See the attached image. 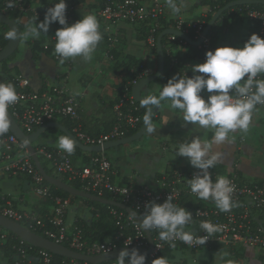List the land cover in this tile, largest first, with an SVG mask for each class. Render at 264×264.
Here are the masks:
<instances>
[{"label":"built area","instance_id":"2783aa9c","mask_svg":"<svg viewBox=\"0 0 264 264\" xmlns=\"http://www.w3.org/2000/svg\"><path fill=\"white\" fill-rule=\"evenodd\" d=\"M75 1L66 0V18L69 25L78 21V10L86 5L95 9V13L100 20L110 24L106 34L110 41L108 48V58L110 59L114 58L110 50L117 47L121 41V33L118 28L120 25L127 24L135 27L136 32L143 35L142 41L145 47L154 52L157 51L158 39L161 34L165 30H174L186 35L193 42L202 40L198 48L206 53L213 50L212 32L214 28L209 34L205 35L211 17L213 18L232 3L264 2V0H198L204 11L196 17L185 18L183 14L186 4L191 0H177V3L182 5L179 14H174L167 7L166 0H87L81 6H77ZM8 2L9 0H0V12L6 16L24 15L25 20L26 16H29L32 21L42 22L47 9L53 7L54 3L59 2V0H15V6L11 8L7 6ZM225 13L231 21L241 22L245 20L257 25L259 35L264 38V4L247 3L231 7L220 16L216 25L224 22ZM52 24L57 29L62 27L58 22ZM112 27L114 28L111 29ZM3 31L0 27V53L4 49L1 39ZM227 31L226 29L225 32ZM55 32L51 37V43L44 45L46 50L54 47L56 42ZM165 40L166 45H164ZM190 46L191 44L187 40L175 34L163 37V51L165 50L172 58L171 67L176 62L172 54ZM53 58L56 62H60L61 58L56 55L55 51ZM205 59L206 56L201 58L197 64L203 63ZM144 65L146 67L141 72L135 74L131 80L118 89V98L113 106L115 122L108 133H104L99 137L90 136L83 131L80 123V100L69 93L65 83L66 79L63 76L57 77L61 82L58 84L47 83V88L42 91L31 88L30 79L22 74L16 76L10 82H6L15 86L20 97L19 101L10 106L8 111L28 135L33 134L49 123L68 120L73 124V135L80 142L89 147H103L106 143L128 138L132 131L139 130L144 124L143 107L136 101L133 89L140 81L156 74L152 68L146 64ZM257 107L264 109V105H257ZM35 150L40 161L46 162L59 178L66 177L69 181L80 184L84 192L100 198H104L103 196L106 193H110L121 198L123 204H131L137 211L142 213L147 202L155 200L157 203H163L170 194L174 197L173 202L181 206L186 199L203 203V207L190 211L194 221L190 226L196 228L193 233L196 236L207 235L199 226L200 222L204 220L222 226V231L209 237L204 245L190 247L179 240L175 241L176 247L172 248V255L174 256L186 252L212 250L214 248L233 249L235 247L255 248L264 256V182L244 180L237 171L227 175L226 177L235 185L232 197L237 206L229 212H221L212 200H200L191 192L187 180L199 172V169L195 172L183 169L164 172L157 180L155 187L136 184L121 185L115 183L112 163L105 153L94 157L88 166L81 169L73 164L71 158L64 151H49L45 146L35 147ZM208 171L213 181L221 176L214 167ZM23 176L29 177L31 189L37 197L41 199L49 198L54 203L51 213L43 218L37 213L26 212L18 207L16 208L12 198L3 194L0 195V216L24 226L28 225L29 230L35 233L39 231L49 240L87 256L112 253L120 247L150 248L147 233L139 228L138 222L131 216L127 219L131 234L125 235V233L120 232L115 241L110 243L89 242L86 239L87 232H85L80 221L75 222L73 226H69L67 218L72 208V200L55 196L52 193L51 187L46 184L45 177L37 168L26 145L9 130L7 133L0 135V178ZM114 214L117 218V225L121 227L122 231V222L125 216L123 213L117 214L114 212ZM128 242H131V244H128ZM154 243L153 252L147 258V264H152V261L159 258L169 247L168 242L161 241L159 237L154 239ZM65 259L61 264H92L88 261ZM169 262L173 263L174 261ZM7 264L56 263L53 254L38 249L20 239V242L13 246ZM103 264H116V260Z\"/></svg>","mask_w":264,"mask_h":264},{"label":"clouds","instance_id":"9594fccd","mask_svg":"<svg viewBox=\"0 0 264 264\" xmlns=\"http://www.w3.org/2000/svg\"><path fill=\"white\" fill-rule=\"evenodd\" d=\"M166 4L174 14L181 12L182 5L177 0H166ZM7 6L14 7L15 0H9ZM66 9V0L55 2L47 9L42 22L25 25L23 38L39 39L42 32L46 34L49 31L52 23L58 22L62 27L55 32L54 51L61 58L60 62L75 57L91 60L103 39L98 20L94 14H87L69 25ZM19 36L15 27L6 33L9 40L19 39ZM205 56L203 63L192 66L193 76H172L160 86L158 95L146 96L142 104L155 108L166 104L171 110H179L185 125L190 123L213 132L211 140L194 136L190 142L179 143L176 156L188 158L189 163L200 170L187 180L191 192L200 200H212L221 212H229L237 206L232 197L235 185L226 176H219L213 181L208 170L222 157L221 152L213 150L214 146L231 142V134L237 130L247 133L257 105H264V78H258L264 76V38L253 33L242 47L221 46L207 51ZM204 91L209 93L207 98L202 95ZM19 99L12 83H0V135L9 131L11 121L8 110ZM145 123L148 124L146 131L153 133L155 128L147 116ZM58 148L70 155L75 143L70 136L64 135L58 140ZM173 199L170 194L163 203L149 201L140 215L133 211L129 214L144 232L156 229L159 239L168 242L171 248L176 247L177 240L190 247L204 245L209 237L222 231V226L208 220L201 221L199 225L207 234L205 236H196L186 230L194 223L193 215L174 203ZM145 260L146 256L139 254L138 249L132 248L129 252L128 247H124L119 251L116 264H145ZM152 264H169V261L161 256ZM227 264L235 262L228 261Z\"/></svg>","mask_w":264,"mask_h":264},{"label":"crops","instance_id":"0c3cea01","mask_svg":"<svg viewBox=\"0 0 264 264\" xmlns=\"http://www.w3.org/2000/svg\"><path fill=\"white\" fill-rule=\"evenodd\" d=\"M87 14H94L96 16L103 39L93 53L92 59L86 60L88 65L85 72L82 71L84 68L83 64H85L82 57L69 58L64 63H61L56 62L53 55H41L36 63L34 60L32 61L33 53L31 49L33 43L35 41H40L43 47L51 43V37L57 30V27L53 24L49 26V31L46 34L42 32L39 39L29 37L25 40L24 50L19 57H17L18 59L16 58L17 61L15 59L13 63L18 65L22 75L30 79L31 88L37 91L46 89L47 83L58 84L61 80L57 79V77L63 76L64 79H66L65 83L69 93L80 100L81 124H83V127H85L88 132L92 134H101L109 129L113 123V106L118 98V89L122 78L120 74L123 69L120 68L117 70L116 66H114L117 62L115 57L113 59L108 58L109 40L106 34L108 28H110V24L100 20L92 6L87 10H78L79 19H82V16ZM32 23L35 24L39 22L32 21ZM113 28L114 27L111 29ZM118 28L121 33V41L118 50L123 55L119 61L122 62L124 56H133L157 72L159 58L154 51L148 50L145 47L144 42L139 39L136 28L127 24L120 25ZM248 31L249 25L243 35V40H245ZM226 45H228V40L225 38L222 39L221 37L217 47ZM167 80L157 81L153 86L155 92L150 93V96L158 95L160 86L165 85ZM202 95L207 98L209 93L204 91ZM90 99L93 101L95 100L91 105L88 104ZM155 116L156 120L153 121L155 131L151 134L148 133L141 140L144 142L143 145L130 144L124 147L114 148V150H146L144 152L145 155L150 157V160L155 159L153 163H155L156 166H149L150 164L146 159L144 162L137 163L135 159L137 155L140 154L135 151L131 152V161L128 162L125 160L126 158L119 156L118 162L111 160L115 183L121 185L131 183L140 186L155 187L157 180L164 172L180 168H194L189 163L188 158L176 156L179 143L186 141L190 142L191 138L194 136H200L202 139L208 140L212 138L213 132L211 130L202 129L190 123L185 125L179 110H171L166 104L160 106ZM249 134L253 135L254 138L252 140H250ZM259 135H262L260 139L264 142V109L256 107L252 116V125L247 133H242L237 130L231 134V142L226 141L219 146H214V151L222 153L220 161L214 166V168L220 169L221 173L219 174L221 176H227L237 171L244 180H248L245 178V171L241 168L240 157L243 154L250 155V150H255L254 139H258ZM250 143L253 144L250 145ZM260 145L262 148L261 150H264V144ZM49 146L59 149L54 145ZM126 155H128V153ZM7 180L12 181L11 184L6 183ZM3 194L11 197L14 204L26 212L36 213L38 206L42 202V199L34 194L30 182L24 176L18 178L1 177L0 195ZM75 204L76 203L72 204V208L68 214L67 220L69 226H73L75 222L79 220H88L91 217V208L86 204L84 205V203L79 204L77 207H75ZM195 229L194 226H189L187 228V230L192 232L196 231ZM234 250L235 249L223 248L189 253L194 256L195 254L204 253L208 256V258L207 256L206 258H196L194 264H206L208 262L205 261H210L212 256H215V259L216 257L221 259V261L219 259L216 260L217 263L215 264H227V260L234 262L238 261L236 264H264V256L258 249L238 247L240 253L234 252ZM186 253L178 254L176 260L180 262L188 261L189 259L184 256Z\"/></svg>","mask_w":264,"mask_h":264},{"label":"trees","instance_id":"16d2710c","mask_svg":"<svg viewBox=\"0 0 264 264\" xmlns=\"http://www.w3.org/2000/svg\"><path fill=\"white\" fill-rule=\"evenodd\" d=\"M86 2H87V0H76L75 1L77 6L84 5ZM8 17L10 19L16 21L20 25L23 33L25 31V25L29 22H32L31 19H29V21L25 20L24 15L23 16L9 15ZM224 18H225L224 22L218 23L213 29V32H212L213 33V39H212V49L213 50H215V48H217V44H218L219 39L221 37L222 38L225 37V35L220 36V33L222 30L224 31V34H225L226 29L228 30L227 32H231L233 30V27L235 24L245 22V20H242L241 22L231 21L228 18L226 13L224 14ZM77 19L80 20L79 17ZM212 19L213 18L211 17L209 19V22H211ZM248 24H249V31H248V34L245 37L244 41H247V39L253 33H256L259 35L258 26L254 25L252 23H249V22H248ZM0 26H2L1 28L4 30L2 35H1V39H2L3 48H5L8 41H9V39L6 38V33L9 31V28L6 27L5 25H0ZM138 35H139V39L142 40L143 35L140 33H138ZM108 43H110V41H108ZM164 45H166V40L164 41ZM118 46L115 48H112L110 50V53L117 60L116 64L114 65V66H116L117 70L120 68L123 69V71L120 74V76L122 78H121V82L119 85L120 87H122L125 83H127L129 80H131L135 74H137L138 72H141L142 69L145 68L146 66L144 65V63L142 61L137 60L133 56H124L122 59V62L119 61L123 55L118 50V48H119ZM31 50L33 53L32 61L34 60L35 63L40 59L41 55L49 56V55H53V52H54V48H50V49L46 50L41 45L40 41H35L32 45ZM155 54H156V56H158L157 51L155 52ZM164 55H165V59H166L165 73H164L163 77L160 78L158 81L167 80V79H169V77L177 75V74L183 75L184 73H186L187 76H189V77L193 76V72L191 71V68H192V66L197 64L201 58H203L205 56V52L203 50L199 49L198 47L192 46V45L187 49H183V50L174 52V54H172V55H173V59L176 62L173 65V67L170 66L171 62H172V58L167 54V52L165 50H164ZM16 58H17V56L15 55L12 59H10V61H11L10 64L8 63L9 62V60H8V61H6L0 65V83L10 82L16 76L22 74L18 68V65H15L13 63V62H15ZM143 113H144V117H146L147 114H146V111L144 108H143ZM113 117H114V114H113ZM155 120H156V116L154 115L153 121H155ZM114 122H115V120L113 119V123L110 126V128L101 134L100 133L92 134V133L88 132L86 130V128L83 127V124H82V128H83V131L85 133H87L88 135L93 136V137H99L100 135H102L104 133H108L111 130ZM60 123L63 124L66 128H68L70 133H72L73 124L70 121L62 120V121H60ZM139 130L132 131L128 136L131 137V136L135 135L136 133H138ZM48 132L49 133L56 132V133H60L61 135H66L58 129H50ZM41 146H45L49 151L59 150V149H56V148L51 147L49 145H41ZM67 155L71 158L73 164L77 168H81V169L88 166L94 157L100 156V154L88 153V152L82 151L79 148H77L76 146L74 148L73 153L70 155L69 154H67ZM105 155L107 156L106 153H105ZM109 160L111 161L110 158H109ZM41 163H42L43 168L46 170V172L49 175L54 176V177H59L53 171V169H51L49 167V165L46 162L41 161ZM180 169H183L185 171H191V172H195L198 170L197 168H191V169L180 168ZM215 170L218 173H221L220 169L215 168ZM24 177L26 179H28V181L30 180L29 177H27V176H24ZM61 179L66 184H68V185H70V186H72L78 190L83 191V188L80 184H78L76 182L69 181L68 178H66V177H61ZM262 182H264V181H259V183H262ZM46 184L51 187V191L55 196L62 197V198H70L72 200V203H76L78 200H82L86 203V205L89 208L92 209L91 217L88 220H82V221L79 220L80 224L84 227L85 232H87L86 239L89 240V242L110 243V242L115 241L116 236L120 232L125 233V235L131 234V228L127 222L129 215L126 212L120 210L119 208H117L115 206L104 205V204L93 202L90 200H86V199H83V198H80L77 196H72V195L66 193L65 191L59 190L56 187L50 185L48 182ZM130 184L131 183H125L122 185H130ZM103 197H104V199L112 200L115 202H120V203L123 202V200L121 198L115 197L110 193H106ZM128 205L130 207H132L138 213V215H140L142 213V212L137 211L131 204H128ZM53 206H54V203L49 198H43L41 204L38 206V210L36 213L44 218L47 214L51 213ZM203 206H204L203 203L197 202L196 200H192V199H186L184 201V203L182 204V207H184L188 211H193V210H195L199 207H203ZM15 207L17 208L16 205H15ZM114 212H116L117 214L123 213L125 216L124 221L122 222V225H123L122 231H121V227L117 225V218H116V215L114 214ZM25 226L28 229H30V227L28 225H25ZM36 233L41 235V236H44L39 231H36ZM151 233H152V237L154 239L159 237L158 231L156 229H153L151 231ZM45 238H47V237H45ZM19 242H20L19 238H17L13 234L7 233L5 230H2L0 228V264H4V263L7 264L8 263V261L11 257L13 246L18 244ZM214 249H216V248H214ZM233 249H235L234 252L236 251V252L240 253L238 248L237 249L233 248ZM172 251H173V249L171 247H168L162 253L161 256L166 257L169 261H172V262L174 261L173 263L169 262V264H188V262L177 261L176 256L172 255ZM54 260H55L56 264H61V262H63L66 259L59 257V256H54Z\"/></svg>","mask_w":264,"mask_h":264},{"label":"water","instance_id":"95a60500","mask_svg":"<svg viewBox=\"0 0 264 264\" xmlns=\"http://www.w3.org/2000/svg\"><path fill=\"white\" fill-rule=\"evenodd\" d=\"M247 3H261L264 4V2H238V3H232L228 5L224 10L220 11L218 14H216L211 22L208 24L207 29L205 31V35L209 34V32L215 27L216 22L220 18V16L229 8L234 7L236 5H242V4H247ZM0 24L5 25L6 27L9 28V31L15 27L20 34L19 39L16 40H9L6 47L3 49V51L0 53V65L3 64L4 62L12 59L17 52L20 50V46L22 43L23 39V31L20 27V25L10 19L8 16L0 12ZM169 34H175L185 40H187L192 46L198 47L201 43L202 40L193 42L189 37L186 35L176 32L174 30H165L161 36L158 39V48H157V53L159 57V67L155 75L146 78L142 81H140L133 89V95L136 99V101L142 105V107L146 111V116L148 117L149 123L154 127L153 125V117L154 115L159 111V108H155L153 106H147L142 104V100L146 96H150V93H154L155 90L153 89L154 84L163 77L165 73V64H166V59L163 51V37ZM9 119L11 121L10 123V132H12L23 144L26 145L28 148V151L30 154L33 156L34 162L39 169V171L42 173V175L45 177L46 181L56 187L59 190L65 191L66 193L72 195V196H77L86 200H90L93 202L101 203L104 205H109V206H115L119 208L120 210L126 212L130 216V211L135 212L137 215L138 213L130 206L120 203V202H115L112 200L100 198L98 196H95L93 194L78 190L65 182L62 181L61 178L59 177H54L49 175L46 170L43 168L42 163L38 156L36 155V150L34 144L43 136L45 135L50 129H58L67 136H70L77 148H79L82 151L88 152V153H96V154H101V153H106L109 150H112L114 148H120L124 147L130 144H133L136 141L142 140L148 132L146 131L148 124L145 123L142 125L138 133L135 135L122 139V140H117L113 142L106 143L103 147L101 146H93L89 147L84 145L82 142H80L75 135L70 133L68 128H66L63 124L60 122H53L49 123L38 130H36L33 134H26L21 127L17 124L11 113L9 112ZM139 219V217H137ZM0 228L9 232L10 234H13L17 238L26 241L30 245L42 249L45 251L50 252L54 256H59L62 258H67V259H76L80 261H88L92 264H103L111 261H115L119 255V251L122 250L124 247H120L116 250H114L112 253L108 254H103L99 256H87L85 254L75 252L65 246L59 245L48 238H45L44 236H41L31 230H29L27 227L24 225L15 222L13 220H10L8 218H5L3 216H0ZM149 237V243H150V248L145 249V248H138V247H132L136 248L139 250V254L145 255L146 260L145 264H147V258L148 255L153 252V248L155 246L154 239L152 237L151 231L146 230L145 231ZM132 248H128L129 252H131Z\"/></svg>","mask_w":264,"mask_h":264},{"label":"rangeland","instance_id":"374dc122","mask_svg":"<svg viewBox=\"0 0 264 264\" xmlns=\"http://www.w3.org/2000/svg\"><path fill=\"white\" fill-rule=\"evenodd\" d=\"M88 4H90V3H88ZM88 8H89V5H86L81 9L87 10ZM203 11H204V8L201 7V5H199L198 0H191L188 4H186V9H185L183 15L185 18H191V17H196L197 15H200ZM26 17H27L26 20L29 21L30 17L29 16H26ZM248 25H249L248 22L245 21L244 23L242 22L239 24H235L233 27V30L231 32H225V34H224V31L222 30L220 33V36L225 35L224 38L228 40V45H226V46L242 47L244 44L243 35H244L245 31L247 30ZM0 27H2V26H0ZM24 47H25V39L23 38L21 46H20V50H19V52L16 53L17 57H19L21 52L24 50ZM17 59H16V61H17ZM82 59H84V58H82ZM84 61H85V64H83L84 68L82 69V71L85 72L88 64H87L85 59H84ZM8 63L10 64L11 61L9 60ZM93 102H95V100L93 101L92 99H90L88 101V104L91 105ZM249 135L251 136V137L249 136L250 140H252L254 138L253 135L252 134H249ZM61 136H64V135H61L60 133H56V132H51V133L48 132L46 135H43L34 144V146L39 147L41 145H54V146L58 147V140ZM260 136H262V135H259L258 139L257 138L254 139L255 150H250L251 151L249 153L250 155H248V154L244 155L243 154L240 157V159H241L240 165H241V168H243V171H245V176H246L245 178H247L248 180H251V181H264V150H261L262 148L260 145V144L263 145L264 142L260 139ZM143 143L144 142H142L140 140V141L134 142L133 145H140L141 146V145H143ZM251 144H253V143H250V145ZM133 151L138 152V154H140V155H137V157L135 159L137 163L144 162L146 159L147 162L150 164V165L148 164L149 166H152V167L156 166L155 163H153L155 161V159L150 160V157H147L145 155L144 152L146 150H125V151H121V150H114L113 149V150L107 151L106 154H107V157L110 158L112 161L118 162L119 156H121V157L126 158L125 160L128 162V161H131L130 157H131V152H133ZM127 153H128V155H126ZM146 166H147V164H146ZM145 168H147V167H145ZM8 180H10V179H8ZM8 180L6 181V183L11 184L12 181H8ZM10 184H8V185H10ZM83 203H84V205L86 204L84 201L78 200L75 204V207H77L79 204H83ZM202 254H203V257H202ZM184 256L189 259L188 261H186V262H188V264H194V261L196 260V258H198V257L206 258L207 254L201 253V254H195V256H194L193 254L188 252ZM207 258H208V256H207ZM214 259H215V256H212L210 261H205V262H208L206 264H215V263H217L216 260H218L219 258L216 257V259L215 260ZM219 260L221 261V259H219ZM228 261H230V260H227L226 263ZM237 262H235V264Z\"/></svg>","mask_w":264,"mask_h":264}]
</instances>
